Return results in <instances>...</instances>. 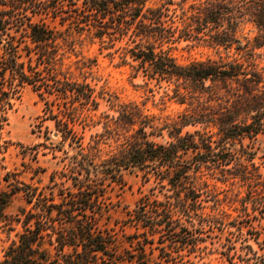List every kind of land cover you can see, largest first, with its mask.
Instances as JSON below:
<instances>
[{
	"label": "trees",
	"instance_id": "16d2710c",
	"mask_svg": "<svg viewBox=\"0 0 264 264\" xmlns=\"http://www.w3.org/2000/svg\"><path fill=\"white\" fill-rule=\"evenodd\" d=\"M170 4L171 0H0V127L13 102L29 87L43 105L34 127L47 141L29 148L33 158L42 146L53 154L61 152L65 161L41 188L20 181L15 172L1 177L0 231L9 233L16 226L20 230L4 249L0 264H194L192 259L202 258L207 248L203 225L216 224L239 233L242 249L249 254L245 264H264V239H259L250 219L224 223L204 216L200 198L208 186L205 171L254 179L249 187L261 182L242 140L264 136V77L252 52L264 42V0H204L196 11L182 13L181 28L174 25ZM189 8L194 10L193 5ZM245 15L261 32V40L255 39L251 47L241 46L236 37ZM46 18L57 19L63 29L46 24ZM84 32L91 40L108 39L112 44L127 38L123 61L133 62V69L147 80L172 85L171 98L178 104L189 100L196 108L159 124L137 105L116 103L104 87L93 83L95 60L74 51L73 35ZM181 38L202 40L226 52L233 47L239 57L180 64L162 46ZM69 55L76 58L78 76L64 63ZM100 101L116 108L115 119L105 112L95 118ZM46 120L53 131L42 130ZM100 122L102 132L90 134L84 142L85 131ZM111 122L124 131L123 142L102 155L100 144L111 133ZM186 126L198 128L182 133ZM163 131L170 140L155 142ZM50 135L59 142H51ZM234 142L240 152L229 149ZM64 145L75 153L68 156ZM230 167L239 173H229ZM135 169L163 196H141L123 219L109 224L107 190L121 185L124 173ZM15 196H21L25 206L8 216L6 208ZM249 200L256 204L251 191ZM250 239L260 253L252 251Z\"/></svg>",
	"mask_w": 264,
	"mask_h": 264
},
{
	"label": "rangeland",
	"instance_id": "374dc122",
	"mask_svg": "<svg viewBox=\"0 0 264 264\" xmlns=\"http://www.w3.org/2000/svg\"><path fill=\"white\" fill-rule=\"evenodd\" d=\"M171 1L173 4L169 5V14L172 16L174 25H177L178 28L182 27L180 20L182 13L189 15L192 11H196L195 8L202 7L204 2V0ZM232 2L236 4L240 0H232ZM191 5H193L194 10L189 8ZM42 21L50 26H55L57 29H63L57 19L46 18ZM260 35L261 32L249 21L248 16H243L236 30V37L241 46L245 44L248 47L256 45L254 44L255 39ZM73 38L75 39V53L79 57L95 60L92 67L93 83H96L97 88L104 87L106 91L115 97L116 103L137 105L144 113L154 116L159 124L178 120L179 115L191 112L193 108H196V103L192 106L188 105L189 100L185 101L184 104H178L171 98L172 85L147 80L140 72L133 69V62L129 59H126V62L123 61V47H125L127 38L122 41L116 40L113 44L108 39L103 42L96 39L91 40L85 32L80 36L73 35ZM258 39L261 40V38ZM127 44L132 45L131 43ZM162 48L168 50L180 64L217 59L218 56L225 57L226 55L239 57L233 47L226 52L221 48L216 49L209 46L205 41L193 38H181L172 44H164ZM252 52L254 53L253 60L256 69L264 77V42H261L260 46L252 48ZM75 60V56L69 55L64 63L70 66V70L75 76H78V71L75 70L73 65ZM88 80H91L90 76ZM42 107V103L38 101L32 90L25 87L8 111L7 121L0 127V183L2 188L4 186L1 177L6 171L18 173V179L24 183H31L38 186V188L44 187L49 183V175L60 170L65 162L62 161L63 154L61 152L53 154L47 148L39 146L37 154L33 158L34 151L29 149L39 143L47 142L43 138V132L38 133L37 128L34 127L42 115ZM115 109H111L107 102L100 101V107L95 118L99 117V113L105 112L115 119L118 115ZM109 125L111 133L104 137L103 143L100 144L102 155L115 151L119 144L123 142L124 131L112 122ZM44 127H47L49 131L54 130L52 122L48 120L44 121L42 130ZM197 128L186 126L183 127L182 133L192 132ZM95 132H102L101 122L85 131L84 142L89 139L90 134ZM50 137L51 142L54 144L59 142L58 137L52 135ZM169 140L165 131L162 132L160 137L154 138L157 143H165ZM242 145L252 154L253 162L258 166V173L261 175V182L258 186L249 187L248 185L253 184L251 181L254 179L242 181L236 175H233V177L226 175V178H223L217 171H210L208 174L205 171L203 172V180L207 181L208 186L203 190L200 197L203 207L201 212L204 213V216L211 215L213 219L224 223L250 219L249 223L257 231L259 239H264V136L258 134L254 139L244 138ZM228 147L237 152L241 150L237 142L231 143ZM63 148L68 151V156L75 153L66 145ZM33 170H38V172L33 175ZM229 173L238 174L239 170L230 167ZM152 188H154V183L151 179L145 182L140 170L135 169L132 172L124 173L121 185H113L106 193L107 200L111 205L109 224L123 219L125 210L133 208L136 201L145 194L162 198L163 192ZM250 191L256 204H252L249 200ZM24 206L25 203L22 197L15 196L10 200L6 208V214L14 216ZM203 227L206 232L205 235H207L205 242L207 248L202 258L192 259L194 264H245L244 259L249 254H246V251L242 249V244L238 238L239 233L235 231L234 227L219 224L211 225V227L203 225ZM19 230V226H16L15 230L9 233L0 231V260L4 249L15 238V233ZM242 232H245V228H242ZM247 243L251 246L253 252L260 253L251 239Z\"/></svg>",
	"mask_w": 264,
	"mask_h": 264
}]
</instances>
